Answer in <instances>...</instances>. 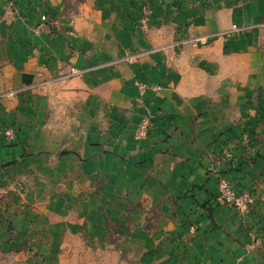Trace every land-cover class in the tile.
Listing matches in <instances>:
<instances>
[{
  "label": "crops",
  "instance_id": "1",
  "mask_svg": "<svg viewBox=\"0 0 264 264\" xmlns=\"http://www.w3.org/2000/svg\"><path fill=\"white\" fill-rule=\"evenodd\" d=\"M225 149L264 214V0H0V264H260L208 201Z\"/></svg>",
  "mask_w": 264,
  "mask_h": 264
},
{
  "label": "rangeland",
  "instance_id": "2",
  "mask_svg": "<svg viewBox=\"0 0 264 264\" xmlns=\"http://www.w3.org/2000/svg\"><path fill=\"white\" fill-rule=\"evenodd\" d=\"M57 89L51 90V98L53 99V102L51 103L50 107V113L43 114H33L34 119L33 121H39L41 122L39 125L38 130V137L43 135H49L53 140H58L59 144L58 149H63V151H68L74 146L71 144L74 142L72 132L74 129H77L78 122L74 119L77 117L76 112L73 110V106L65 103L62 99H59L58 91ZM54 92V94H52ZM18 94V95H17ZM17 94L13 93L11 95H3L6 97L5 99L9 101L17 100L19 102H26L27 100V93L24 92H17ZM49 94V95H50ZM37 94H34L36 96ZM41 96V95H39ZM41 100V99H39ZM64 105H67L68 107L65 108ZM37 115V117H36ZM3 136L5 139H14L15 130L13 128L4 129L2 131ZM223 160L219 159V161H216V164H218L217 167H213L211 165L209 167L208 172L210 174H213L218 178L217 182V191L214 193V195L208 200L211 202V205H218L222 207H230L239 214L243 215V221L246 225L248 223L246 229H248V234L250 235V241L247 242V249L257 252V261L260 264H264V241L260 240L261 234H264V226L260 224V220L262 221L264 219L263 209L262 210H254V204L256 203V200L260 201V194H258V190L260 187H255L256 190L253 188L254 186L252 184H244L239 186L236 182L235 178L229 177L228 175L232 173L233 170L237 171L238 168L236 166V163H234V160L232 159V156L230 154V151L228 149H225L223 151ZM226 158V159H225ZM222 164L224 166V171L226 176L222 175L221 167ZM258 182H260L258 185H261L264 181H261L259 178H256ZM72 181L71 184L75 185V182H73V179H69ZM68 183L67 185H71ZM78 186V184H77ZM19 199H24L23 195L18 194ZM222 197V196H233V197H239L242 200V203L240 207H234L233 204H217L215 203L216 197ZM262 212V213H261ZM260 216V220H259ZM264 238V237H262ZM201 264H215V263H201Z\"/></svg>",
  "mask_w": 264,
  "mask_h": 264
},
{
  "label": "built area",
  "instance_id": "3",
  "mask_svg": "<svg viewBox=\"0 0 264 264\" xmlns=\"http://www.w3.org/2000/svg\"><path fill=\"white\" fill-rule=\"evenodd\" d=\"M240 30H242L241 28H238V27H233L231 30L229 31H226L224 32L225 35H231V34H234V33H237L239 32ZM199 41H201V43L205 44L206 42L203 41V38L202 39H199ZM215 203H219V204H228V205H231L233 204L234 207H240L242 203V200L239 198V197H233V196H220V197H216L215 198Z\"/></svg>",
  "mask_w": 264,
  "mask_h": 264
}]
</instances>
